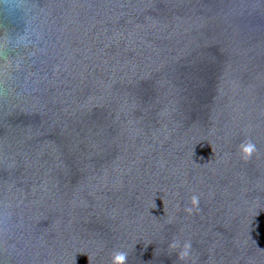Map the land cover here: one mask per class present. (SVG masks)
<instances>
[{
    "label": "water",
    "instance_id": "1",
    "mask_svg": "<svg viewBox=\"0 0 264 264\" xmlns=\"http://www.w3.org/2000/svg\"><path fill=\"white\" fill-rule=\"evenodd\" d=\"M117 250L264 264V0H0V264Z\"/></svg>",
    "mask_w": 264,
    "mask_h": 264
},
{
    "label": "clouds",
    "instance_id": "2",
    "mask_svg": "<svg viewBox=\"0 0 264 264\" xmlns=\"http://www.w3.org/2000/svg\"><path fill=\"white\" fill-rule=\"evenodd\" d=\"M238 151L241 155L242 159H249L253 152L256 151V147L254 143L246 139L244 141H241L238 145ZM193 202L195 203L197 197L193 196ZM191 211V209H189ZM170 247H181L179 240H173L170 242ZM189 248H190V242H184L182 245V250L180 251L179 255L180 258L183 259L184 257L189 255ZM126 259V254L123 251H115L112 255L113 264H124V261Z\"/></svg>",
    "mask_w": 264,
    "mask_h": 264
}]
</instances>
